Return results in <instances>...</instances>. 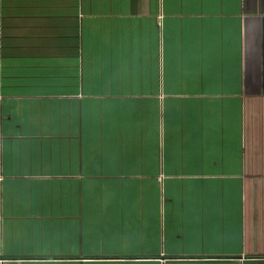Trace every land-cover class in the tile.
I'll use <instances>...</instances> for the list:
<instances>
[{"label":"crops","instance_id":"crops-1","mask_svg":"<svg viewBox=\"0 0 264 264\" xmlns=\"http://www.w3.org/2000/svg\"><path fill=\"white\" fill-rule=\"evenodd\" d=\"M0 264H264V0H0Z\"/></svg>","mask_w":264,"mask_h":264}]
</instances>
